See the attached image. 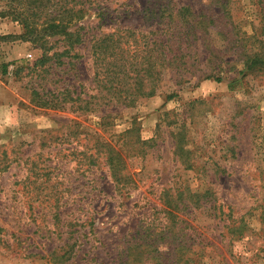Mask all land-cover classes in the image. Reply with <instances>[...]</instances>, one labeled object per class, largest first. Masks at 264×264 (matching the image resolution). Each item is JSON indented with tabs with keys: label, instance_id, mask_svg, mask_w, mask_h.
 <instances>
[{
	"label": "rangeland",
	"instance_id": "rangeland-1",
	"mask_svg": "<svg viewBox=\"0 0 264 264\" xmlns=\"http://www.w3.org/2000/svg\"><path fill=\"white\" fill-rule=\"evenodd\" d=\"M226 1L229 11L213 0H170L201 15L196 58L177 85L158 65L156 95L132 106L95 81L93 46L111 32L122 47L160 39L166 19L149 13L159 0L91 2L76 24L85 43L63 63L36 64L38 45L0 41V264H126L122 253L136 233L164 226L159 248L174 245L165 264H264V68L245 65L264 50V0ZM22 32L18 22L0 19V34ZM49 44V55L66 48L59 37ZM33 89L63 107L39 106ZM75 92L89 109L66 103ZM98 140L123 153L129 187H118L103 164H78L79 152H103ZM40 173L51 174V185L61 180L53 188L58 207L42 200ZM181 193L188 209L164 204L167 194L176 200ZM219 207L231 210V221L217 217ZM73 236L78 243L64 254ZM130 254L128 264H156L134 247Z\"/></svg>",
	"mask_w": 264,
	"mask_h": 264
},
{
	"label": "trees",
	"instance_id": "trees-1",
	"mask_svg": "<svg viewBox=\"0 0 264 264\" xmlns=\"http://www.w3.org/2000/svg\"><path fill=\"white\" fill-rule=\"evenodd\" d=\"M97 1L0 0V19H10L18 22L23 27L21 34H0V41L21 40L38 45L42 50V56L36 64L44 65L55 58L60 63H63L61 62V58L74 56L71 55V51L85 43V34L82 33L84 27H78L76 24L84 18L86 6L91 2ZM159 1L162 3L159 4L158 9H151L149 13L160 17L162 21L166 19V30L161 32L160 39L152 38L149 40L147 37V39L144 38L135 47H130L127 41L125 43L127 46L122 47L120 43L117 45L114 39L115 33L111 32L104 35L103 38H99L93 46L95 81L98 82V85L103 90L112 95V99H116L117 102H122L127 106L136 104L141 98L156 95L159 79L162 75V72L158 70L159 66L163 69V72L165 71L172 76L175 85L187 81L183 80L182 73L189 71L190 65H192L190 61L194 57L196 58L197 55L195 49L191 46L196 39L200 23L198 17H201V15L194 13L189 5L176 8L170 5V0L168 3H165V0ZM213 1L220 3L218 5L225 11L228 10V2L226 0ZM132 36L130 35V37ZM55 37L61 38V41L66 44V48L61 52L55 51L52 55H49V52L54 49V46L49 44V40ZM183 48L186 49V52H184ZM75 56L77 57V55ZM245 65L247 71L264 68V50L247 56ZM7 72L8 64H3L2 74L5 75ZM211 77V74L207 73L203 76L206 79H210ZM216 80L218 82L221 81L219 77ZM32 93L34 95L33 100L39 106L63 107L61 101V103L59 101L54 103V100L45 98L47 93L41 95L35 89L32 90ZM75 93V96L68 95V98L65 99L66 103L79 104L75 108L77 110L89 109L88 107L91 102L82 98L80 93ZM175 96L176 93L173 92L168 94L167 98L172 99ZM98 141L101 142L100 140ZM138 142L141 146L149 145V141L146 140H139ZM101 143V146L105 147L102 153L101 150H95L92 153L82 151L75 154L78 164L80 162L84 163L86 170L103 164L107 167L113 180L117 182L118 187H121V185L124 188L129 187L127 185L131 183V175L124 173L128 167L123 153L109 142L104 141ZM50 175L40 173L41 180L38 182L37 188L43 201L49 200L52 206L58 207L59 201L58 198H54L55 193L53 192V188L62 182L61 180H56L51 185L52 179ZM164 204L178 211H183L190 207V202L184 197L183 193L176 200H173L171 195L167 194L166 198H164ZM219 208L221 214L217 217L221 219L224 214L228 219L232 217L230 209L226 212L223 210V207ZM262 222H264V214ZM165 229L166 227L164 226L160 232H151L149 230L143 231L144 233L142 231L137 232L133 238V240L135 239L133 241L135 244L133 246L129 244L124 247L122 255H125L124 252H127L129 257L125 263L128 264L131 258L130 252L133 247L137 249L138 255L145 256L146 259H154L156 264H165V260L169 262L168 254L173 252L174 245L172 243L169 244L173 248L170 251L159 248L165 242L164 237L159 236L165 233ZM93 231L94 228L90 230L92 233ZM76 232L77 230H75ZM231 232L237 234L233 230ZM83 235H88V233L83 232ZM72 240V243L69 242V239L66 242L65 248H67V252L64 254L74 251L79 236L77 238L73 236ZM174 241L178 242V238ZM182 241H179L178 247L182 246ZM165 252H168L167 255H165Z\"/></svg>",
	"mask_w": 264,
	"mask_h": 264
}]
</instances>
